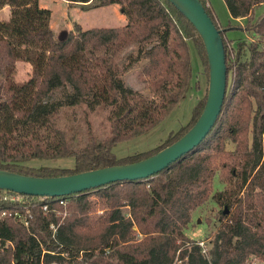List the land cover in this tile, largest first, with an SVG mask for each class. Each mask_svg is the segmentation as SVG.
<instances>
[{
    "label": "trees",
    "instance_id": "1",
    "mask_svg": "<svg viewBox=\"0 0 264 264\" xmlns=\"http://www.w3.org/2000/svg\"><path fill=\"white\" fill-rule=\"evenodd\" d=\"M61 1L117 5L126 23L88 30L74 25L58 40L48 27L49 12L37 0H0V11H8L0 20V170L67 176L136 163L179 139L206 96L192 108L189 123L156 147L121 159L112 153L117 143L155 127L184 97L191 81L189 44L207 73L204 48L190 23L168 0ZM198 2L220 31L226 69L220 111L206 136L147 179L53 198L0 190V264H264V11L253 19L264 0H222L231 20L245 22L237 28L251 36L236 42L225 39L229 26L218 24L205 0ZM130 47L135 56L129 63L144 61L137 78L149 98L118 76ZM18 60L30 69L20 84L13 73ZM62 87H69L73 103L110 108L102 139L87 129L84 145L70 148L56 125L57 107L45 102ZM62 158H71L73 167L27 165ZM216 173L222 190L211 195ZM94 191H103L105 212L91 221L88 194ZM209 199L222 206L221 223L203 250L184 230L192 212Z\"/></svg>",
    "mask_w": 264,
    "mask_h": 264
},
{
    "label": "rangeland",
    "instance_id": "2",
    "mask_svg": "<svg viewBox=\"0 0 264 264\" xmlns=\"http://www.w3.org/2000/svg\"><path fill=\"white\" fill-rule=\"evenodd\" d=\"M205 3L210 7L212 14L222 28L229 26L230 29L224 32L227 40L234 42L249 40L250 34L237 28L238 25L242 26L245 22L237 23L231 20L222 0H205ZM37 6L49 12L48 27L55 39L58 40H63L68 31L73 29L74 25H78L82 30H88L92 28H118L126 23L125 17L117 5L90 7V4H70L61 0H37ZM263 11L264 6L255 8L253 19L258 17ZM7 16V8L2 9L0 11V20H6ZM134 56V47H130L123 52L119 62L118 76L127 88L143 98H149V93L137 78V72L144 61L138 60L130 64V59H133ZM229 57L232 58L230 51ZM189 58L191 81L184 97L151 130L132 139L117 143L112 148V153L116 159L148 151L159 145L169 133H174L189 123L192 108L197 101L206 96L207 91V73L204 72L190 44ZM29 71L27 63L16 61L13 68L14 82L17 84L23 82ZM195 82L197 83L196 88L193 86ZM45 102L54 103L57 107L56 125L64 131L72 150L79 149L84 145L87 129L98 140L106 135L108 130L107 116L110 108L94 105L88 100H80L73 103L69 87H62L52 91L45 98ZM27 165L36 168L70 169L73 167V161L71 158H62L50 161H31ZM221 190L222 185L216 173L212 179L211 195ZM102 194L103 191H94L88 194L89 199L92 201L91 208L88 211L91 221L95 217L104 216L105 206ZM221 209V205L219 206L209 199L192 212L191 220L184 230V235L189 240L197 242L201 249L206 250L209 239L215 234L221 223L219 222ZM100 212L102 214H99Z\"/></svg>",
    "mask_w": 264,
    "mask_h": 264
},
{
    "label": "water",
    "instance_id": "3",
    "mask_svg": "<svg viewBox=\"0 0 264 264\" xmlns=\"http://www.w3.org/2000/svg\"><path fill=\"white\" fill-rule=\"evenodd\" d=\"M190 23L204 48L207 91L203 109L194 124L175 142L136 163L106 167L60 177H28L0 170V190L23 196L61 197L115 182L143 180L195 148L213 126L222 104L226 69L220 31L205 14L198 0H168Z\"/></svg>",
    "mask_w": 264,
    "mask_h": 264
},
{
    "label": "built area",
    "instance_id": "4",
    "mask_svg": "<svg viewBox=\"0 0 264 264\" xmlns=\"http://www.w3.org/2000/svg\"><path fill=\"white\" fill-rule=\"evenodd\" d=\"M4 199H5V197H4ZM9 199H10V200H13L14 197H9ZM60 204H61V202H60ZM44 209H45V208L43 207V210H44ZM99 214H102V212H100ZM2 215H4V213H2ZM13 216L16 217V218H18V219H20L19 216H18L16 213H13ZM20 221L22 222V224H23L24 226L27 225V222H26L24 219H20ZM49 230L51 231V233H52V235H53V234H54V227H53L52 225L49 226Z\"/></svg>",
    "mask_w": 264,
    "mask_h": 264
},
{
    "label": "crops",
    "instance_id": "5",
    "mask_svg": "<svg viewBox=\"0 0 264 264\" xmlns=\"http://www.w3.org/2000/svg\"><path fill=\"white\" fill-rule=\"evenodd\" d=\"M208 6V5H207ZM208 8L210 9V7L208 6ZM211 10V9H210ZM229 17V16H228ZM233 21H235V22H237V23H240V22H242V20H233ZM219 24V23H218ZM223 34H224V32H223ZM224 37H225V35H224ZM226 38V37H225ZM227 39V38H226Z\"/></svg>",
    "mask_w": 264,
    "mask_h": 264
}]
</instances>
